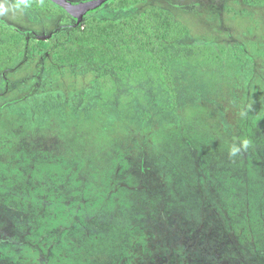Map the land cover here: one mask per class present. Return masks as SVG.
<instances>
[{
  "label": "rangeland",
  "instance_id": "obj_1",
  "mask_svg": "<svg viewBox=\"0 0 264 264\" xmlns=\"http://www.w3.org/2000/svg\"><path fill=\"white\" fill-rule=\"evenodd\" d=\"M150 8L184 55L57 65L84 20L0 0V264H264V0L92 18Z\"/></svg>",
  "mask_w": 264,
  "mask_h": 264
},
{
  "label": "trees",
  "instance_id": "obj_2",
  "mask_svg": "<svg viewBox=\"0 0 264 264\" xmlns=\"http://www.w3.org/2000/svg\"><path fill=\"white\" fill-rule=\"evenodd\" d=\"M140 2L141 0H110L104 6L114 12H127ZM101 9L82 17L84 21L73 32V41L71 38L70 42L73 44L59 49L57 59H55L57 65L86 62L106 67L121 68L124 66L139 69L146 61L152 60L160 63L169 56L176 58L184 55L181 46L172 41L177 39L185 28L177 24L170 13L150 8L141 15L116 21L92 18ZM62 11L71 17L63 9ZM1 29L0 36L12 37L13 34L9 30ZM25 43V40H20L16 44L4 46V50L17 54L19 50L23 51ZM43 45L47 47L46 43ZM26 47L34 48V44ZM31 48L27 50H32Z\"/></svg>",
  "mask_w": 264,
  "mask_h": 264
},
{
  "label": "water",
  "instance_id": "obj_3",
  "mask_svg": "<svg viewBox=\"0 0 264 264\" xmlns=\"http://www.w3.org/2000/svg\"><path fill=\"white\" fill-rule=\"evenodd\" d=\"M55 4L59 5L71 17L82 19L84 15L90 12L103 8V6L110 0H93L89 2L80 3L77 5L67 3L65 0H52Z\"/></svg>",
  "mask_w": 264,
  "mask_h": 264
},
{
  "label": "clouds",
  "instance_id": "obj_4",
  "mask_svg": "<svg viewBox=\"0 0 264 264\" xmlns=\"http://www.w3.org/2000/svg\"><path fill=\"white\" fill-rule=\"evenodd\" d=\"M247 147H248V141L244 140V141L241 142L240 146L233 145L230 148L229 155L230 156H236L241 151V148H247Z\"/></svg>",
  "mask_w": 264,
  "mask_h": 264
}]
</instances>
